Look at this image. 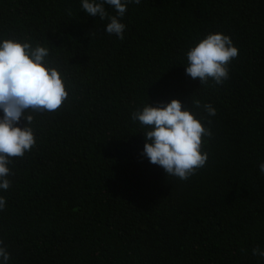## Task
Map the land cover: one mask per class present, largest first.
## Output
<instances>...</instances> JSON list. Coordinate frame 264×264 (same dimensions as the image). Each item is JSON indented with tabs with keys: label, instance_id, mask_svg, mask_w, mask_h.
<instances>
[{
	"label": "trees",
	"instance_id": "obj_1",
	"mask_svg": "<svg viewBox=\"0 0 264 264\" xmlns=\"http://www.w3.org/2000/svg\"><path fill=\"white\" fill-rule=\"evenodd\" d=\"M81 5L0 0V41L48 47L69 91L57 111L28 113L36 145L0 189L8 264H264V0L129 3L123 39ZM216 32L239 55L227 80L202 85L186 53ZM172 99L212 133L187 180L142 155L150 129L131 118Z\"/></svg>",
	"mask_w": 264,
	"mask_h": 264
},
{
	"label": "clouds",
	"instance_id": "obj_2",
	"mask_svg": "<svg viewBox=\"0 0 264 264\" xmlns=\"http://www.w3.org/2000/svg\"><path fill=\"white\" fill-rule=\"evenodd\" d=\"M129 3L140 0H82V9L87 15L107 18L105 31L123 39L126 25L121 19ZM112 6L116 15L109 16L104 5ZM239 55L230 36L220 32L209 33L187 51L186 74L199 79L202 85L211 79L222 84L229 78V65ZM67 77L53 66L48 47L29 40L4 39L0 41V189L8 190L14 175L10 164L13 158H23L36 145L34 116L28 113L55 112L68 99ZM195 108L203 107L209 116L216 115V109L199 100L192 102ZM21 118L23 127L18 126ZM132 120L138 121L150 130L144 133L143 156L151 164L162 167L167 176L187 180L206 165L208 153L203 151L204 137L212 135L209 128L197 118L190 107L185 108L178 99L168 103H149L132 113ZM211 123V121H209ZM264 173V163L259 164ZM6 199L0 196V210L6 207ZM253 255L264 257V250L253 249ZM10 253L0 239V264H8Z\"/></svg>",
	"mask_w": 264,
	"mask_h": 264
}]
</instances>
